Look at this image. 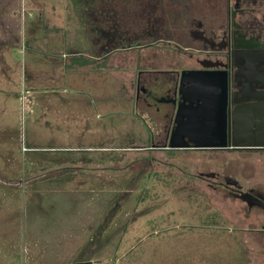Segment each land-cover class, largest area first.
I'll return each instance as SVG.
<instances>
[{
    "label": "rangeland",
    "instance_id": "374dc122",
    "mask_svg": "<svg viewBox=\"0 0 264 264\" xmlns=\"http://www.w3.org/2000/svg\"><path fill=\"white\" fill-rule=\"evenodd\" d=\"M174 1L0 0V264H264V214L197 177L264 191L263 156L166 150L150 59L111 54Z\"/></svg>",
    "mask_w": 264,
    "mask_h": 264
},
{
    "label": "flooded vegetation",
    "instance_id": "af4514ba",
    "mask_svg": "<svg viewBox=\"0 0 264 264\" xmlns=\"http://www.w3.org/2000/svg\"><path fill=\"white\" fill-rule=\"evenodd\" d=\"M172 5L178 12L173 14V22L167 19V25L157 23L151 26L141 22L139 28L147 29L138 30L142 33L137 37V41L132 34H126L131 38L126 37L125 41L120 42L119 47L122 49L111 51L112 54L120 50H136L137 54L133 59H150L146 61L147 65L143 64L137 70L133 81L137 103L141 97L143 105L146 104L151 111V120L164 124L165 128L170 127L167 129L170 133L166 136V144L169 146L166 150L171 148L175 151L183 149L190 152H253L260 153L264 158V148L226 149L217 146L222 145L224 140L222 136H217L216 130L219 131V118L225 103L215 95L210 96L216 103V112L212 119L195 115L189 116L183 124L178 120L182 113L188 112L187 98L206 87L219 91L221 78L211 81L212 74L208 75L204 71L219 65L220 62L222 66L228 65L227 59H251L257 63V78L260 81L252 83L250 88L244 85L243 79L235 81L234 90H231L235 91L234 98L236 101L249 100L245 105H250L244 106L243 112L239 114L240 118H236L235 125L239 124L240 128H244L248 123L250 127L249 137L246 132L238 138L240 145L243 146L245 140L264 142V0H176ZM161 60H164V66H160ZM237 65L241 67L242 61L237 60ZM237 69L235 65L234 70ZM242 91L244 93L240 95ZM253 100H257L255 103L259 104L254 106ZM239 106L240 103L234 105L236 109L241 110ZM249 110L252 113H247ZM242 116H249L250 121L245 122ZM209 125L214 129L211 135L202 134ZM184 137L186 140L182 139ZM206 142L213 144L210 147L202 145ZM197 177L213 179L211 182L214 185L209 186L219 185L243 202L249 211L256 208L264 214V191L252 186L246 187L244 180L220 173L198 174ZM246 193L250 196L247 195L246 202L257 203L251 209L240 198Z\"/></svg>",
    "mask_w": 264,
    "mask_h": 264
},
{
    "label": "water",
    "instance_id": "95a60500",
    "mask_svg": "<svg viewBox=\"0 0 264 264\" xmlns=\"http://www.w3.org/2000/svg\"><path fill=\"white\" fill-rule=\"evenodd\" d=\"M228 60V65L222 66L221 62L218 63L219 65H214L211 67L210 70H206L208 75L212 74V79L211 81L218 80V78H221L222 85L219 87V91L216 92L213 88H202L201 92H197V94L190 96L187 98L186 103L188 104V112L186 111V114L189 116L195 117L201 116L202 118L207 119L216 112V103L214 102V99L210 97L211 95L214 97L217 96L224 101L225 105L223 107V112L220 115L219 120L221 121V125L219 126V131L216 130L217 136H222L223 137V143L222 145H217L220 148H226V149H237L240 147L244 148H264V142H258L255 143L251 140H248L247 145H240L239 137L240 133L242 132V128H240V125H235L236 118L243 112L244 106H250V105H245L246 102L249 100H244V99H239L236 101L235 97V91L234 90V83L236 80L243 79L244 85L246 84L248 88L251 87L252 83H257L260 80L257 78L258 75V70H257V63L255 61H252L251 59H227ZM237 60L242 61V66L240 67L237 65ZM235 65L238 68L237 71H235ZM214 68V69H212ZM214 70V71H213ZM203 73V72H201ZM212 85V84H211ZM243 91L240 93V95H243ZM254 103L258 102L257 100H253ZM240 103V108L236 109L234 107L235 104ZM242 104V105H241ZM259 103H255L254 106L258 105ZM190 108V109H189ZM225 108V109H224ZM201 110V111H200ZM242 111V112H241ZM248 113V112H247ZM240 118V116H239ZM242 118H244L242 116ZM243 120V119H242ZM221 129V130H220ZM212 128L208 127L206 130L201 131L202 134L207 135V132H212ZM247 132V133H246ZM246 133V136H248V131H244ZM243 133V134H244ZM245 135V134H244ZM249 137V136H248ZM248 194L246 193L245 196L240 197L242 201L246 202L247 201V196ZM250 197V196H249ZM254 197H251L253 199ZM256 199V198H255ZM246 200V201H245ZM248 204V207L251 209L253 206L257 205V203H252V202H246Z\"/></svg>",
    "mask_w": 264,
    "mask_h": 264
},
{
    "label": "crops",
    "instance_id": "0c3cea01",
    "mask_svg": "<svg viewBox=\"0 0 264 264\" xmlns=\"http://www.w3.org/2000/svg\"><path fill=\"white\" fill-rule=\"evenodd\" d=\"M249 112H251L252 113V111H248V113ZM250 113V114H251ZM249 115V114H248ZM211 117H213V116H211ZM208 119H212V118H208ZM245 122H249L250 121V117L249 116H247V117H244V118H242ZM178 120H180V123L181 124H183L182 122H185L186 120H188V115L186 114V113H182L179 117H178ZM248 125V123L247 124H245V127L244 128H242L243 130H242V132L244 133V131H249V125ZM241 126V125H240ZM162 127V126H161ZM249 127V128H248ZM170 127H166V128H163V132H162V130H161V128H160V131L159 132H161L163 135H162V138H163V142H164V144H166L167 143V141H166V136H167V134H169L170 132H169V130L167 131V129H169ZM207 128V127H206ZM208 128H212L210 125H209V127ZM244 129H246V130H244ZM251 130V129H250ZM159 132H157L156 134H158ZM212 132H213V130H212ZM210 133V134H209ZM243 133H240L241 134V136H244L243 135ZM207 134L208 135H211V132H207ZM159 135V134H158ZM246 138V137H245ZM182 139H184V140H186V137H184V138H182ZM247 139V138H246ZM155 141V140H154ZM244 143H248V140H245V142ZM243 143V145H247V144H244ZM213 143H210V142H206L205 144H202V145H208L209 147L212 145Z\"/></svg>",
    "mask_w": 264,
    "mask_h": 264
},
{
    "label": "trees",
    "instance_id": "16d2710c",
    "mask_svg": "<svg viewBox=\"0 0 264 264\" xmlns=\"http://www.w3.org/2000/svg\"><path fill=\"white\" fill-rule=\"evenodd\" d=\"M88 65H89V62L88 61H86V60H80L77 63H74V62L69 63L68 68H72V67L81 68V67L88 66Z\"/></svg>",
    "mask_w": 264,
    "mask_h": 264
}]
</instances>
